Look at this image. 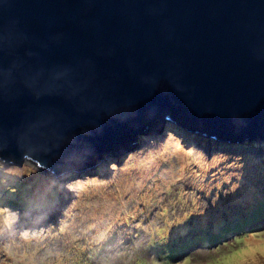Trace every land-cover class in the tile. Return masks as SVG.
<instances>
[{
    "label": "water",
    "instance_id": "water-1",
    "mask_svg": "<svg viewBox=\"0 0 264 264\" xmlns=\"http://www.w3.org/2000/svg\"><path fill=\"white\" fill-rule=\"evenodd\" d=\"M167 120L264 138V0H0V161L89 167Z\"/></svg>",
    "mask_w": 264,
    "mask_h": 264
},
{
    "label": "rangeland",
    "instance_id": "rangeland-1",
    "mask_svg": "<svg viewBox=\"0 0 264 264\" xmlns=\"http://www.w3.org/2000/svg\"><path fill=\"white\" fill-rule=\"evenodd\" d=\"M167 127L108 156L121 157L117 164L106 157L58 175L30 160L4 164L5 183L37 172L47 178L41 193L56 189L60 201L49 210L0 201V264H217L232 257L230 264H264V216L240 239L231 234L218 246L197 237L200 228L247 217L263 202V143L245 150L239 142L195 140L188 130L169 134ZM186 239L178 255H164L163 244Z\"/></svg>",
    "mask_w": 264,
    "mask_h": 264
},
{
    "label": "trees",
    "instance_id": "trees-1",
    "mask_svg": "<svg viewBox=\"0 0 264 264\" xmlns=\"http://www.w3.org/2000/svg\"><path fill=\"white\" fill-rule=\"evenodd\" d=\"M167 125H168L167 128H169V130H170L169 134L172 133L173 135H177L176 132H181V130L184 133L188 132L184 128H182L178 125H174V123L173 124L168 123ZM177 136H179V135H177ZM205 137H207V136L197 134L195 137L196 138L195 140L204 138V139H207L210 143L215 144V140L213 138L208 139ZM220 143H222V142H218V144H220ZM260 143H263L262 145H264V141H258L257 142L256 140H254V141L248 140L246 142H239L238 145L241 146L242 149H245V150H248V149H246V147H248V146L254 150H256V149L259 150L260 145H261ZM225 150H236L237 152H239L238 151L239 148L235 149V147H228V149H225ZM120 160H121V157H118V156H113V157L109 158V161H111L112 163H115V164H117ZM3 166H4V164L0 163V169ZM33 171L36 172L35 170H33ZM33 176H35L34 179H28V178L22 179L20 177L13 176V178L10 179L11 183H8V181H6L7 183H5L3 180L4 177L0 176V201L5 202L7 204H11L12 206H15L17 204H18V206H20V205L25 206V205L31 204L29 206L32 207L34 210H39V209H43V208L46 210H49L51 208V206L56 205L60 201V199H57V197L59 195V193L57 192L58 190L55 189L48 196L42 194L41 190H40L41 189L40 186H41V183H43L45 181V179H47V178L41 179L39 177L40 174L37 172L35 174H33ZM37 195H40V196L35 197ZM262 204H264V200L247 217H240L236 221L224 218L219 222H213L211 227L200 228V232L197 235L198 239L201 235V237H204L206 239L205 243L201 242L202 244H205V245L217 244V246L220 245V243H222V241H220V240H226V238H229V236L231 234H236L238 236L236 238L240 239V237L243 236V235H241L242 232H244L245 230H247V231L253 230V228L251 229L250 227L252 226L254 220L260 219L261 217L264 216V205L261 206ZM26 207H28V206H26ZM158 241H159V239H158ZM158 241H157V243H158ZM189 244H190V241H188V239H186L185 241L181 242L178 245L176 244L173 246H169L167 243L163 244L164 251H165L164 255L166 257L169 255V257L172 258L173 256L178 255L182 250H184L183 249L184 246L187 247ZM223 254L219 255L216 259H220V257H222ZM233 258L234 257L230 258L228 261H226L224 263L221 262V263H217V264H230L231 263L230 261H232Z\"/></svg>",
    "mask_w": 264,
    "mask_h": 264
},
{
    "label": "clouds",
    "instance_id": "clouds-1",
    "mask_svg": "<svg viewBox=\"0 0 264 264\" xmlns=\"http://www.w3.org/2000/svg\"><path fill=\"white\" fill-rule=\"evenodd\" d=\"M167 121H170V120H167ZM172 122V121H171ZM174 125H178V124H175L174 123ZM178 126H180V125H178ZM180 127H182V126H180ZM182 128H184L185 130H188L187 128H185V127H182ZM161 130H163V129H161ZM188 131H190V130H188ZM190 132H192V131H190ZM147 133V132H146ZM146 133H144V134H146ZM192 133H194V132H192ZM194 134H197V133H194ZM142 135V134H141ZM140 136V135H139ZM205 136V135H204ZM214 139V138H213ZM136 141V140H135ZM247 141H248V139H247ZM249 141H254V140H249ZM261 141H264V140H261ZM137 144V143H136ZM136 144H132V146H136ZM131 146V147H132ZM131 149V148H130ZM129 149V150H130ZM120 153V152H118V151H115V152H112V153H109L108 155H106V156H104V158H106V157H108V156H110V155H113L114 153ZM128 151H126V152H123V153H127ZM103 158V159H104ZM109 158H111V157H109ZM108 158V159H109ZM103 159H102V161H103ZM32 162H34V161H32ZM0 163H3L2 161H0ZM35 163V162H34ZM3 164H5V165H10V164H7V163H3ZM36 164V163H35ZM37 165V164H36ZM17 166V165H16ZM38 167H40V168H43V169H45V171H49L50 173H52L53 175H58V174H60L59 172L58 173H55L54 171H52V170H50V169H48V168H44V167H41V166H39V165H37ZM68 170H66L65 172H67Z\"/></svg>",
    "mask_w": 264,
    "mask_h": 264
},
{
    "label": "bare ground",
    "instance_id": "bare-ground-1",
    "mask_svg": "<svg viewBox=\"0 0 264 264\" xmlns=\"http://www.w3.org/2000/svg\"><path fill=\"white\" fill-rule=\"evenodd\" d=\"M168 123H170V124H173V122H171V121H166L164 124H162V125H160L159 127H161V126H168L167 124ZM159 127L155 130V131H153V132H151V133H149V134H152V133H154V132H156L158 129H159ZM148 133V132H147ZM139 138V137H138ZM138 138H137V140H138ZM264 139V138H263ZM263 139H259V138H255L254 140H258V141H261V140H263ZM137 140L136 141H134L133 143L134 144H136L137 143ZM218 141V140H217ZM242 141H246V140H225L224 142H229V143H238V142H242ZM221 142H223V141H221ZM119 152V151H118ZM108 158V157H107ZM103 162V161H102ZM97 164V163H96ZM95 165V164H94ZM94 165H92V166H89V167H83V168H79V170H81V169H84V168H90V167H93ZM66 170H70V169H66Z\"/></svg>",
    "mask_w": 264,
    "mask_h": 264
}]
</instances>
